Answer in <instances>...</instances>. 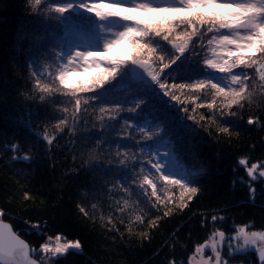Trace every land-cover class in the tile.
<instances>
[{"label":"trees","instance_id":"1","mask_svg":"<svg viewBox=\"0 0 264 264\" xmlns=\"http://www.w3.org/2000/svg\"><path fill=\"white\" fill-rule=\"evenodd\" d=\"M56 2L41 0L34 7V0H0V217L31 249L57 234L80 242L79 251L69 250L49 264H186L213 231L228 234L240 225L263 230L264 180H253L244 168L250 162H264V88L258 87L262 82L255 68L243 70L255 77L257 85L243 106L228 108L216 98V107L207 108L214 98L210 86L176 90L179 101H172L158 85L149 91L133 80L113 82L103 106L115 108L135 90L147 99L140 115L129 113L126 103L118 113L101 114L99 105L90 106V101L74 121L75 98L53 83L58 45L70 39L67 33L72 29L95 33V20L79 10L65 13L61 22L60 14L50 11ZM132 14L151 21L184 15L166 5L157 13ZM165 47L170 50V45ZM108 53L118 55L121 49ZM155 67L159 71V65ZM90 71L74 81L87 80ZM208 75L225 83L222 74L203 71L202 59L187 61L181 79L162 82L195 83ZM37 80L57 90L43 92ZM250 118L255 121L251 125ZM61 119L66 124L58 129ZM136 125L154 136L143 151L134 143L142 139ZM225 126L230 134L220 133ZM157 142L165 144L182 169L178 178L194 173L188 186L198 192L191 201L185 197L183 210L178 207L182 189L167 184L151 167ZM121 159L134 167L119 166ZM240 159L246 163L239 164ZM145 176L155 181L160 200L143 183ZM248 255H233L230 261L254 262L253 254Z\"/></svg>","mask_w":264,"mask_h":264},{"label":"snow or ice","instance_id":"2","mask_svg":"<svg viewBox=\"0 0 264 264\" xmlns=\"http://www.w3.org/2000/svg\"><path fill=\"white\" fill-rule=\"evenodd\" d=\"M162 4L166 5L167 10L182 12L184 15L151 21L132 14L135 12L157 13L162 10ZM39 5L41 0H34L33 6ZM79 10L92 14L95 20L93 27L98 30L102 50L76 46V50L57 53L59 66L53 83L58 82L65 95L75 98L74 121L78 119L82 105H90V101V106L99 105L101 114L118 113L123 110L125 103L128 105L129 113L134 116L141 114L140 109L143 103H147V99L143 95L136 94L135 90H130L126 101H121L117 107L103 106V98L113 87V82H118L128 74L129 64L141 70L140 74L134 78L135 81L149 91L152 90V85H158L163 95L170 96L172 101H179V97L175 94L176 90L200 91L210 86L214 90V98L206 105L209 109L216 107V98H220L221 105L228 108L233 105L243 106L241 102L249 99L257 87L255 77L243 71L245 69L255 68L256 73L259 74V81L262 82L258 87L264 88V0H170V2L161 0L160 3L155 0H98V2L97 0H58L50 6V11L60 14L61 22L64 20L65 13L71 15ZM209 33L211 38H208ZM165 45H170V50ZM113 48L121 49V54L106 55ZM191 59H195L197 63L202 59L203 71L208 73L211 70L212 73L222 74L220 79L225 83L221 84L219 80L214 82L211 75L196 78L195 83L162 82L169 77L174 81L181 79L186 62ZM157 64L159 71L155 67ZM173 65L175 68H172ZM77 69L85 72L90 69L96 71L85 81H74L73 77L77 75ZM166 69H172L171 73H165ZM237 69L241 71H235ZM37 87L47 93L57 90L48 84L41 85L39 80H37ZM85 93L93 95L83 98L82 94ZM196 99L198 97L193 98V103ZM204 106L199 105V107ZM84 110L87 111L86 108ZM187 110V108L184 109V111ZM192 111L195 112L196 108ZM231 114L235 115V113ZM100 119H103V115ZM109 119H115V117L110 116ZM189 119L195 118L189 116ZM200 119L205 120L206 117L201 115ZM254 122L251 118L247 121L250 125ZM65 124L66 120L61 119L56 127L59 129ZM136 127L142 134V139L134 143L137 149L143 151L154 136L144 127L140 125ZM219 131L230 134L228 126L221 127ZM155 155L159 158L151 162V167L167 184L177 185L182 189L178 207L183 210L187 207L185 197L187 201H191L198 192L197 187L188 186L191 183L189 177L194 173H186L181 178H172L171 174L164 171L167 167L165 163L167 154L160 156L156 153ZM132 159L135 160V156ZM245 163V159L239 160V164ZM119 166L129 170L134 167L126 163L124 159L119 160ZM259 167L264 168V165ZM257 168V163L247 168V175L253 180L257 179L254 174ZM259 177H264V170L259 172ZM143 183L150 185L152 196L160 200L157 196L155 181L145 176ZM254 194V189H250V196ZM81 211L83 212L84 209L81 208ZM167 215L169 212H165V216ZM212 220H217V217L213 216ZM152 226H155V222ZM214 236L220 237L221 241L226 239L223 231L214 233ZM60 239V236L56 237L57 243L54 247L47 243L40 246L43 253L51 254L47 257L48 259L58 258L70 249H81L79 241L61 244ZM227 239L229 243L224 245L229 250L227 256H222V249L215 240L210 245L215 257L214 264H228V257L244 254L247 250L258 253L259 264H264V230L248 231L246 227H239L236 229V236ZM232 240L237 242L238 249H234ZM206 247L209 245L200 244L196 251L201 252ZM31 253H35V250L30 249L29 245L20 239L7 224L0 221V264H37L36 260L30 258ZM202 264H213V260L209 257ZM249 264L252 262L249 261Z\"/></svg>","mask_w":264,"mask_h":264},{"label":"rangeland","instance_id":"3","mask_svg":"<svg viewBox=\"0 0 264 264\" xmlns=\"http://www.w3.org/2000/svg\"><path fill=\"white\" fill-rule=\"evenodd\" d=\"M97 2H98V0H97ZM155 2L160 3L161 0H155ZM169 2H170V0H169ZM97 33H98L97 29H96L95 33L85 32L84 30H81V29H72L71 31H69L67 33L68 35H70V39L68 38L67 40L60 43L58 45V50H59V52H61V51L62 52H68L69 50H76V46H79L80 48H89V49L99 48L100 50H102V41L100 39V36ZM106 55L111 56L109 53H106ZM118 55H120V54H118ZM90 70L91 71L89 73H87L88 74L87 79H89L90 75L96 71L94 69H90ZM76 71H77V75L73 77V80L75 77L83 75L85 73V71H81L80 69H77ZM252 71L254 72L253 69H252ZM140 72H141V70L135 69L134 66L129 64L128 74L123 76V78H121L117 83L123 82V81L124 82L130 81V83H131V82H133V80H135L134 78L140 74ZM82 81H84V80H82ZM136 94H140V93H136ZM156 153H158L160 156H164V154H167L166 159H165V163H166L167 167L164 169V171L166 173L171 174L172 178H178V176L183 173L182 169L175 164L173 157L171 156V154L168 151V148L165 146V144L163 142H157L153 148L152 156H153L154 161L159 158V156L155 155ZM254 163L258 164V168L255 170L254 174L256 177H259V172L261 170H264V168L259 167V165H264V162H254ZM252 164H253V162H250V163H247L244 165L246 174H247V168L251 167ZM177 167L180 168L181 170H179ZM250 178H252V177H250ZM260 178L262 180H264V177H260ZM161 184H164L163 181H160V185ZM239 227H246V230L254 231V230H250L246 225L236 226L233 228V230L230 233H228V234L225 233L226 239L224 241H221L220 237L214 236V233L218 232L219 230L213 231L206 237L205 240L200 242L194 248V251L188 257L186 264H202V262L204 260H208L209 257L212 258L213 264H214L215 257H214V253H212L211 247H210V245L213 243V240H215L218 243V246L222 249V256H227V253L229 250L227 247H224V245L229 243V241L227 239L228 237H235L236 236V229ZM257 231H262V230H257ZM57 236L61 237V239L59 241V243H61V244L68 243L69 241H73V242L77 241L74 239L73 240L65 239L62 235L57 234V235L48 237L44 241V243H42V244L47 243V244H50L54 247L57 243V240H56ZM231 243H232L234 249L239 248V245L237 244V242L235 240H232ZM241 243H242V241H241ZM200 244H207V245H209V247H206L201 252H197L196 248L199 247ZM32 249L35 250V253H32V255L36 256V258L38 259V261L41 262V264H49V261H51V259H48L47 257L51 256L50 253H48V254L43 253L40 250V247L37 249H35V248H32ZM70 250H76V249H70ZM246 254H249L248 256H250V254H253V257H254V251H252V250H247ZM235 255H237V254H235ZM231 257H228V264H249V262L248 263H245V262L232 263V261H230ZM251 262H252V264H259L255 258H254V262L253 261H251Z\"/></svg>","mask_w":264,"mask_h":264},{"label":"water","instance_id":"4","mask_svg":"<svg viewBox=\"0 0 264 264\" xmlns=\"http://www.w3.org/2000/svg\"><path fill=\"white\" fill-rule=\"evenodd\" d=\"M0 221H2L4 224H7V225L12 229V231H13L17 236H19V235L13 230L12 226L10 225V223H9L8 221H6L5 219H2L1 217H0ZM19 237H20V236H19ZM20 239H22V238L20 237ZM22 240H24V239H22ZM24 241H25V240H24ZM25 243L28 244L26 241H25ZM28 245H29V244H28ZM29 248H30V246H29ZM254 257H255L256 261L259 263V261H258V253L254 252ZM30 258L33 259V260H36V261H37V264H40V262H39L37 259H35L31 254H30Z\"/></svg>","mask_w":264,"mask_h":264}]
</instances>
